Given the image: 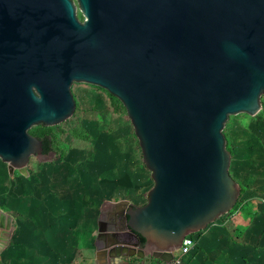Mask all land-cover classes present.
I'll return each mask as SVG.
<instances>
[{
    "label": "water",
    "instance_id": "95a60500",
    "mask_svg": "<svg viewBox=\"0 0 264 264\" xmlns=\"http://www.w3.org/2000/svg\"><path fill=\"white\" fill-rule=\"evenodd\" d=\"M74 83L120 101L153 182L144 205L101 212L104 263H169L239 198L222 130L261 108L264 0H0V160L10 176L42 156L30 128L73 115ZM109 215L134 242L103 227ZM11 226L0 213V251Z\"/></svg>",
    "mask_w": 264,
    "mask_h": 264
},
{
    "label": "rangeland",
    "instance_id": "374dc122",
    "mask_svg": "<svg viewBox=\"0 0 264 264\" xmlns=\"http://www.w3.org/2000/svg\"><path fill=\"white\" fill-rule=\"evenodd\" d=\"M71 93L75 110L69 119L29 129L33 137L49 136L51 150L30 157L27 176L17 170L10 176L0 160V205L13 216L25 215L24 206L30 205L36 190L52 194L55 202L63 196L65 205L83 209L87 220L85 228L69 231L68 264H105L103 241L98 239L101 212L122 200L144 205L153 182L120 101L84 83L72 84ZM260 105L254 116L232 115L224 124L228 172L240 195L228 213L209 224L217 228L218 238L205 242V257L199 253L202 264H264V96Z\"/></svg>",
    "mask_w": 264,
    "mask_h": 264
},
{
    "label": "crops",
    "instance_id": "0c3cea01",
    "mask_svg": "<svg viewBox=\"0 0 264 264\" xmlns=\"http://www.w3.org/2000/svg\"><path fill=\"white\" fill-rule=\"evenodd\" d=\"M54 197L47 191L36 190L31 196L30 205L24 206L25 215L20 212L19 215L13 216V213L3 210L0 205V213L12 218L11 235L4 249L0 251V264H53V262L68 264L70 262L69 231L85 228L86 213L83 209L66 206L62 201L63 196H59L61 200L56 202ZM214 228H216L214 224L212 227L208 225L198 232L199 244L189 255L181 259L180 264L203 263L199 253L201 252L205 257L203 254L205 242L209 245L218 238L217 228ZM254 254L256 257L261 256L260 253ZM108 264L165 263L153 258L132 260L121 257L110 260Z\"/></svg>",
    "mask_w": 264,
    "mask_h": 264
},
{
    "label": "flooded vegetation",
    "instance_id": "af4514ba",
    "mask_svg": "<svg viewBox=\"0 0 264 264\" xmlns=\"http://www.w3.org/2000/svg\"><path fill=\"white\" fill-rule=\"evenodd\" d=\"M103 227L111 232L118 233V239L125 243L135 241V237L127 232L124 228L123 219L119 216L109 215L103 220Z\"/></svg>",
    "mask_w": 264,
    "mask_h": 264
},
{
    "label": "built area",
    "instance_id": "2783aa9c",
    "mask_svg": "<svg viewBox=\"0 0 264 264\" xmlns=\"http://www.w3.org/2000/svg\"><path fill=\"white\" fill-rule=\"evenodd\" d=\"M199 244L198 233L189 234L182 240L181 246L174 252L173 259L165 264H180L184 256L189 255L192 250Z\"/></svg>",
    "mask_w": 264,
    "mask_h": 264
},
{
    "label": "trees",
    "instance_id": "16d2710c",
    "mask_svg": "<svg viewBox=\"0 0 264 264\" xmlns=\"http://www.w3.org/2000/svg\"><path fill=\"white\" fill-rule=\"evenodd\" d=\"M42 142V156L47 155L51 150V140L49 136H43L42 138H39ZM140 244H144V240L140 238Z\"/></svg>",
    "mask_w": 264,
    "mask_h": 264
}]
</instances>
